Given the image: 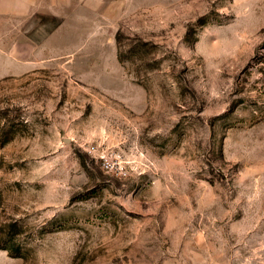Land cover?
<instances>
[{"label": "rangeland", "instance_id": "obj_1", "mask_svg": "<svg viewBox=\"0 0 264 264\" xmlns=\"http://www.w3.org/2000/svg\"><path fill=\"white\" fill-rule=\"evenodd\" d=\"M0 18V264H264V0H84Z\"/></svg>", "mask_w": 264, "mask_h": 264}, {"label": "crops", "instance_id": "obj_2", "mask_svg": "<svg viewBox=\"0 0 264 264\" xmlns=\"http://www.w3.org/2000/svg\"><path fill=\"white\" fill-rule=\"evenodd\" d=\"M84 0H0V18L29 17L37 12L56 15L57 12H80Z\"/></svg>", "mask_w": 264, "mask_h": 264}]
</instances>
